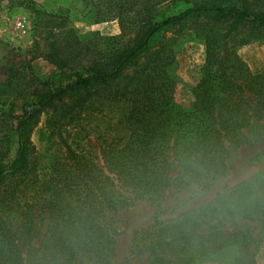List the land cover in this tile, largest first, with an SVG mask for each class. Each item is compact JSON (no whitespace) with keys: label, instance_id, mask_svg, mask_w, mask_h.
I'll return each instance as SVG.
<instances>
[{"label":"trees","instance_id":"trees-1","mask_svg":"<svg viewBox=\"0 0 264 264\" xmlns=\"http://www.w3.org/2000/svg\"><path fill=\"white\" fill-rule=\"evenodd\" d=\"M91 1L90 13L94 14L86 13V20L115 18L121 35L127 29L123 21L128 20L134 26L133 36L119 47L101 49L91 65L75 70L56 38L57 33L72 34L65 14L42 10L34 0H0V5L23 7L55 19L54 29L46 34L44 57L66 81L61 88L40 93L35 104L20 116L1 99L9 84L0 82V106L6 104L0 121L14 119L11 127L16 136L12 158L0 162V185L27 169L32 150L29 133L42 107L70 96L69 104L54 119L58 124L62 118L70 120L73 109L90 105L98 97L130 102L116 118L117 135L102 152L116 184L87 158L74 154L60 138L65 161L53 171L56 186L47 202L51 209L46 219L45 249L32 259L33 264H73L83 255L96 264H107L116 234L112 215L107 212L122 206L116 198V185L128 189L133 198L149 202L153 209L151 243L143 246L141 235H134V253H151L154 247L176 253L180 244L181 249L192 248L189 254L198 255L233 249L228 264H256L255 254L264 239V166L166 225L160 226L157 216L168 187L194 185L196 192H202L224 176L229 150L262 141L264 157V70L252 73L235 52V47L250 39L264 38V0ZM189 32L204 41V65L199 81L190 90L189 108L177 110L169 75L171 44L175 36ZM243 33L245 37H239ZM114 38L119 37L109 39ZM171 168L177 171L174 177L170 176ZM238 218L254 222L257 233L222 231L226 222ZM205 220L214 223L201 232L200 224ZM0 264H22L18 246L1 221Z\"/></svg>","mask_w":264,"mask_h":264},{"label":"rangeland","instance_id":"rangeland-1","mask_svg":"<svg viewBox=\"0 0 264 264\" xmlns=\"http://www.w3.org/2000/svg\"><path fill=\"white\" fill-rule=\"evenodd\" d=\"M45 11L65 14L66 26L72 30L65 35L56 34L62 54L75 70L91 65L93 58L105 47H119L133 36V24L124 20L127 29L123 35L117 19L106 18L98 22L86 20V13L92 10L91 0H34ZM100 11H105L100 7ZM99 11V12H100ZM102 13V12H100ZM23 22L25 32L16 30L14 22ZM131 21V19H130ZM55 19L38 15L19 6L0 5V82L6 81L9 88L3 90L1 99L13 106V114L20 116L24 109L35 104L37 96L44 91H54L65 85V79L59 71L45 59L48 40L47 32L53 28ZM54 29V28H53ZM56 32V30H54ZM166 38L170 33H165ZM119 37L118 39H109ZM239 37H245L241 34ZM172 62L169 75L172 86V103L177 110L189 108L190 90L199 81L204 65L205 46L202 38L193 33L175 36L171 44ZM238 57L252 73L264 70V38L250 39L247 43L235 47ZM128 71H130L128 69ZM127 71V72H128ZM119 86V85H118ZM70 96H63L51 102L35 116L30 129L29 140L32 150L26 170L0 185V221L13 236L21 256L22 264H33V258L43 253L44 234L49 216L50 193L56 186L53 173L63 163L65 150L62 140L74 154H81L92 162L113 184H116L110 166L103 161L102 152L107 151L112 137L118 133L116 118L130 103L128 101L96 98L90 105L73 109V117L62 118L58 124L54 119L70 102ZM134 100V97H132ZM0 106V111L6 109ZM11 120L0 121V162L6 163L13 156L16 148V136L12 131ZM54 128V132H51ZM62 138V140L60 139ZM226 146V143H225ZM262 141L229 150L227 171L224 176L214 180L212 185L202 192H196L194 185L184 188L168 187L158 207L157 216L160 226L178 218L179 214L203 206L224 188L233 187L247 177L255 174L264 166L261 154ZM7 150V151H6ZM70 162V161H69ZM176 169H170V176H176ZM117 200L122 206L112 215L116 234L109 246L107 264H228L234 255L233 249L214 250L207 255L190 252L184 247L179 252L176 247L172 253L168 249L154 247L151 253L146 251L136 254L131 250L134 235H141L140 244L152 240V206L145 200L135 199L128 189L116 185ZM214 221L205 220L200 224V231L206 232L207 225ZM159 226V227H160ZM158 228V225L156 226ZM244 230L255 235L258 228L254 222L238 218L226 222L222 227L225 233ZM140 237V236H139ZM144 246V245H143ZM152 246V244H151ZM193 251V250H192ZM175 258L178 261H175ZM256 264H264V239L255 254ZM96 264L89 256H77L73 264Z\"/></svg>","mask_w":264,"mask_h":264},{"label":"built area","instance_id":"built-area-1","mask_svg":"<svg viewBox=\"0 0 264 264\" xmlns=\"http://www.w3.org/2000/svg\"><path fill=\"white\" fill-rule=\"evenodd\" d=\"M14 26L16 28V30L20 33H24L25 32V28H24V25H23V22L19 19H17L15 22H14Z\"/></svg>","mask_w":264,"mask_h":264}]
</instances>
